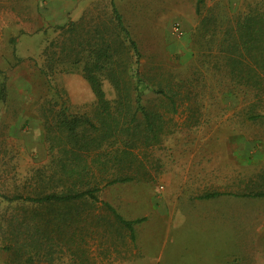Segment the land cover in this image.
Returning a JSON list of instances; mask_svg holds the SVG:
<instances>
[{"label":"rangeland","instance_id":"rangeland-1","mask_svg":"<svg viewBox=\"0 0 264 264\" xmlns=\"http://www.w3.org/2000/svg\"><path fill=\"white\" fill-rule=\"evenodd\" d=\"M199 1L0 0V188L12 183L15 174L22 181L47 165L42 115L48 103H63L72 114H88L93 108L95 99L81 67L67 71V65L47 62L69 39L58 27L74 22L79 42L86 31H107L113 24L112 2L137 45V70L148 79V89L161 80L183 87L185 98L177 113L165 118L167 136L159 146L139 153L146 181L115 184L99 194L121 214L123 202L139 187L135 198L148 217L139 223V248L135 242L132 247L117 244L111 264H124L128 256L133 258L129 264H221L248 252L241 244L248 232L240 233L239 251L217 242L222 238L221 243L233 244L236 239L235 230L232 241V224L237 213L235 219L228 214L233 209L228 202L193 203L206 194H238L241 228L247 226L241 215L248 211L243 196L264 190V119L251 118L264 114V93L253 97L225 79L219 45L239 18L264 11V0ZM102 89L108 100L114 99L107 80ZM2 209L6 216L13 211L7 205ZM44 250L42 261L72 264L56 249ZM97 254L93 248L88 258ZM4 260L0 252V264Z\"/></svg>","mask_w":264,"mask_h":264},{"label":"trees","instance_id":"trees-1","mask_svg":"<svg viewBox=\"0 0 264 264\" xmlns=\"http://www.w3.org/2000/svg\"><path fill=\"white\" fill-rule=\"evenodd\" d=\"M110 4L113 24L107 31H86V38L79 42L74 22L58 27L69 39L60 52L47 56V62L67 65V71L80 66L95 102L88 114H72L56 101L44 108L47 165L32 170L22 181L15 174L12 183L0 188L3 264H54L52 259L42 261L46 248L56 249L72 264H111L116 245L132 247L134 226L144 221L124 219L99 194L115 184L146 181L139 153L163 142L166 115L176 114L178 102L185 97L180 93L182 86L174 87L166 80L148 89V79L137 70V45ZM195 10L200 13L198 5ZM235 24V30L219 40L225 79L256 97L264 93V11L249 12ZM103 80L110 83L113 100L106 98ZM234 90L228 93L233 96ZM260 117L264 119V114L251 116ZM192 123L188 126L197 124ZM219 195L206 194L201 199ZM263 195L260 190L246 196ZM3 205L13 209L10 215H5ZM92 247L98 251L96 259L88 258Z\"/></svg>","mask_w":264,"mask_h":264},{"label":"crops","instance_id":"crops-1","mask_svg":"<svg viewBox=\"0 0 264 264\" xmlns=\"http://www.w3.org/2000/svg\"><path fill=\"white\" fill-rule=\"evenodd\" d=\"M233 151V150H232ZM125 186V188H132L131 185H123ZM135 191L134 194L132 193V195L129 193V198L127 200H125L123 202V205L121 206V216L126 219V220H136V219H144L146 221H144L145 223L148 220V217H146V214H143L140 209H139V197H137L138 199L135 198V196H139V187H135ZM243 196V195H242ZM237 197H241L238 194H233L231 193L230 195L227 194H221L219 196L210 198V199H201L200 201H196L193 204H196L197 206L199 204H219V203H227L228 205L231 206L230 210H227L230 213H233V218L235 213H237L236 215V224H232V227L234 228V230H232V241L234 239V231L236 230V239L235 242L233 244H223L220 241L222 240V238L220 240L217 239V242L220 244V246L225 249V248H229L231 251H239L240 248V233H246L248 232V239H246L247 237L245 236L244 239V243L241 244H245V248L244 251H248L247 254L249 255V257L247 258V254L244 256H235V258H230V259H225L224 261H222L223 263L221 264H264V195L263 196H258V197H253V196H248L244 198H246V202L248 205V211H246V213H242L241 217L244 218L247 226L246 227H241L239 225V199ZM223 198V199H222ZM226 198V202H223V200H225ZM236 200V204H237V208L235 209L234 203ZM151 203V202H150ZM128 207H125V206ZM156 208V207H155ZM159 211H161L160 209H158ZM155 214H157V210L154 211ZM142 213V214H140ZM163 212H161L159 215L161 216ZM224 214L227 212H223ZM192 214H195L194 212ZM232 215V214H230ZM146 217V219H145ZM232 218V221L235 219ZM248 228V230H247ZM134 231H136V236H135V244L138 246L139 248V224L134 226ZM239 232V235H238ZM248 241V242H247ZM231 246V247H229ZM236 248H235V247ZM133 258L129 257L126 258L124 260V264H129L126 263L128 260L132 261Z\"/></svg>","mask_w":264,"mask_h":264}]
</instances>
